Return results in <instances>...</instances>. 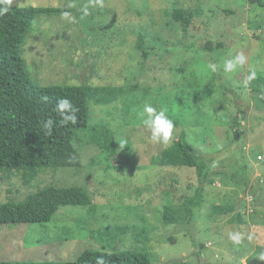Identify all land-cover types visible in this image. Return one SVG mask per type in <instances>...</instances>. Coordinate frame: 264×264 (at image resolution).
<instances>
[{
	"label": "rangeland",
	"instance_id": "obj_1",
	"mask_svg": "<svg viewBox=\"0 0 264 264\" xmlns=\"http://www.w3.org/2000/svg\"><path fill=\"white\" fill-rule=\"evenodd\" d=\"M11 4L71 13L72 20L63 12L36 16L22 45L27 71L40 85H90L88 127L112 128L115 152L108 155L89 143L83 131L74 141L78 164L39 169L32 177L26 167H1L0 202L22 201L48 184L77 185L92 194L94 207L89 212L65 205L49 222L0 224V260H75L85 248H104L145 250L153 264L181 257L203 264H259L264 253V109L243 84L249 69L264 70V7L249 0ZM174 8L190 15L191 23L174 20ZM139 32L145 57L135 47ZM239 53L246 62L225 72L224 62ZM118 88L128 96L124 105L117 101ZM145 104L164 111L174 123L173 135L184 130L210 165L195 219L185 220L181 212L175 222L163 220L164 205L179 208L200 183L193 167L152 163L176 137L167 145L151 141L142 123ZM214 204L230 209L215 213ZM236 231L244 236L239 246L228 238Z\"/></svg>",
	"mask_w": 264,
	"mask_h": 264
},
{
	"label": "trees",
	"instance_id": "obj_2",
	"mask_svg": "<svg viewBox=\"0 0 264 264\" xmlns=\"http://www.w3.org/2000/svg\"><path fill=\"white\" fill-rule=\"evenodd\" d=\"M249 2L264 7V0H249ZM67 11V8L54 6L10 4L9 11L0 16V168L26 167L28 177H32L39 169H57L64 165L78 164L79 153L74 141L80 140L79 134L83 131L88 133L89 143L97 144L99 148L108 152V155L115 152L112 128L106 124L88 127L90 115L87 101L92 94L90 85H40L32 82L27 71L22 45L33 27L36 16ZM171 15L176 21L186 25L191 23V16L184 14L179 8L172 9ZM222 45L221 42L217 43V47ZM135 47L144 57L147 55L142 32L138 33ZM179 69L182 70L183 67ZM252 72L256 73V78L246 84ZM245 74L243 86L254 94L257 107L264 109V70L249 69ZM201 81L194 85H200ZM117 91L119 98L117 101L120 100L124 105L128 96L120 88ZM94 93H97L95 89ZM62 99L70 101L76 109L74 124L70 120L65 123L64 120L65 116L73 115L70 109L65 110L63 116L57 110L58 102ZM113 99L115 100V97L111 101ZM48 121L52 122L50 133L45 129V123ZM122 122L127 124L123 120ZM172 136L176 137L175 140L156 154L152 158V163L160 166L193 167L200 184L195 188L192 197L179 208L164 205L162 217L165 223L175 222L177 213L181 212H184L181 214L183 219L189 221L195 219L196 210L203 202V184L210 169V165L201 154L203 151L188 142L184 130ZM70 152L75 157L68 155ZM86 189L77 185L48 184L37 192L29 194L22 201L0 202V224L49 222L59 208L65 205L84 206L91 212L94 202L92 194ZM212 209L215 213H223L230 208L214 204ZM236 216L241 222L240 214ZM97 257H103L106 264H153L150 253L145 250L109 251L104 248H85L75 260H0V264H96ZM166 264L203 263L184 260ZM259 264H264V261Z\"/></svg>",
	"mask_w": 264,
	"mask_h": 264
},
{
	"label": "clouds",
	"instance_id": "obj_3",
	"mask_svg": "<svg viewBox=\"0 0 264 264\" xmlns=\"http://www.w3.org/2000/svg\"><path fill=\"white\" fill-rule=\"evenodd\" d=\"M12 0H0V16L6 14L9 11V5L11 4ZM84 15H88V9L85 7L83 9ZM63 17L72 20L71 13L63 12L61 14ZM246 62V57L243 53L237 54L233 59L226 60L224 62V70L225 72H233L238 65H243ZM211 71H216V65L209 66ZM256 78V73L252 72L246 84L251 80ZM70 109L73 112L71 116H65L64 120L67 123L69 120L74 124L76 122V117L74 115L76 109L73 108L70 101L67 99H62L58 102L57 110L64 115L65 110ZM143 113L146 114L145 119H143V125L150 131V139L154 143H163L167 145L172 138L173 130H174V123L170 120L164 113V111L157 112L150 104H145L143 108ZM52 122L48 121L45 123V129L48 133L51 132ZM229 240L234 244L239 246L242 241L244 240V236L241 232H230L228 233ZM247 239L252 241L253 236L251 234L248 235ZM261 261H264V253H262L259 257ZM96 264H106L103 257H97Z\"/></svg>",
	"mask_w": 264,
	"mask_h": 264
},
{
	"label": "water",
	"instance_id": "obj_4",
	"mask_svg": "<svg viewBox=\"0 0 264 264\" xmlns=\"http://www.w3.org/2000/svg\"><path fill=\"white\" fill-rule=\"evenodd\" d=\"M183 257L181 258H176V259H171L170 262H175V261H183Z\"/></svg>",
	"mask_w": 264,
	"mask_h": 264
}]
</instances>
